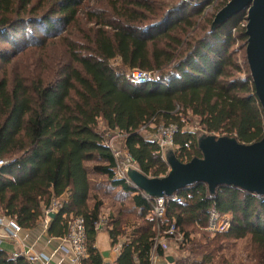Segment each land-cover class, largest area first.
Listing matches in <instances>:
<instances>
[{
	"label": "trees",
	"instance_id": "16d2710c",
	"mask_svg": "<svg viewBox=\"0 0 264 264\" xmlns=\"http://www.w3.org/2000/svg\"><path fill=\"white\" fill-rule=\"evenodd\" d=\"M211 1L106 0L82 12L84 0H0V159L6 162L0 217L34 230L59 200L47 237L63 238L69 217L82 218L87 258L81 264H103L96 224L103 219V197L113 193L120 201L103 230L111 247L122 243L115 264H150V205L114 180L105 135L125 134L123 149L149 178L168 172L157 143L147 138L159 125L177 127L173 152L182 163L200 157L202 134L243 144L264 136L245 57L246 12L212 29L214 17L199 21ZM228 1L221 0V9ZM237 42L241 64L233 51ZM121 67L157 72L159 82L134 84ZM242 72L244 78L237 77ZM174 196L181 201L168 199L167 220L183 239L169 241L174 257L159 248V258L236 264L226 254L246 241L247 264H264V197L226 186L209 195L204 184ZM210 212L231 215L229 229L205 231ZM0 264L30 263L13 260L0 244Z\"/></svg>",
	"mask_w": 264,
	"mask_h": 264
},
{
	"label": "water",
	"instance_id": "95a60500",
	"mask_svg": "<svg viewBox=\"0 0 264 264\" xmlns=\"http://www.w3.org/2000/svg\"><path fill=\"white\" fill-rule=\"evenodd\" d=\"M246 12L245 57L255 95L264 113V0H230L219 10L211 28H218L238 14ZM200 157L180 162L170 151L164 158L168 172L161 178H149L129 169L133 188L150 198H170L187 187L204 184L209 195L218 187L240 189L264 197V136L252 144L235 137L202 134L197 140ZM55 215H49L53 218ZM172 263V257H168Z\"/></svg>",
	"mask_w": 264,
	"mask_h": 264
},
{
	"label": "built area",
	"instance_id": "2783aa9c",
	"mask_svg": "<svg viewBox=\"0 0 264 264\" xmlns=\"http://www.w3.org/2000/svg\"><path fill=\"white\" fill-rule=\"evenodd\" d=\"M120 73L124 78L134 84H146V83H158L159 76L157 72L142 71L138 69H128L121 67ZM139 132L146 134V126H142ZM177 132V127L174 125H159L154 133L148 134L147 138L154 140L164 158L165 150L169 147L173 148V136ZM125 137L122 133H111L108 135V140L105 141V145L110 150L115 163L116 172L114 175V180L123 181L124 183L132 186L131 182L127 177V172L129 169L138 170L136 164L128 155L127 151L118 149L116 147L115 141L117 138ZM6 162L0 159V168L4 166ZM133 187V186H132ZM150 205V210L152 217L155 221L154 226V238L153 246L150 251V264H155L159 258L156 251L160 248L164 252L170 250L169 241L180 242L183 238L176 232L175 226L169 224L166 214V202L171 199L175 203H180V198L174 195L170 198H150L144 193L138 191ZM60 208L59 200H53L49 209L45 212V217L42 221L44 229L48 228L49 215L57 214ZM232 218L231 215H218L215 212H210L208 215V222L205 231L210 233L225 232L229 229ZM68 234L60 239L61 244L58 246V251L63 253L68 259L70 264H81L83 259L87 258L86 248H85V225L82 218L69 217L68 221ZM104 219H101L96 224V230L103 229ZM22 229L17 226L13 221L0 217V234L12 242L13 251L10 253L13 260L24 257L30 264H50V258H48L43 253L33 252L31 248L25 247L19 243V234ZM1 238V237H0ZM0 239V243H1ZM122 243L113 247L112 254L118 257L120 254ZM173 256V255H172ZM174 257V256H173ZM171 264H174L173 262Z\"/></svg>",
	"mask_w": 264,
	"mask_h": 264
},
{
	"label": "crops",
	"instance_id": "0c3cea01",
	"mask_svg": "<svg viewBox=\"0 0 264 264\" xmlns=\"http://www.w3.org/2000/svg\"><path fill=\"white\" fill-rule=\"evenodd\" d=\"M46 231L47 229H44L42 223L34 230H22L18 238L19 243L31 248L33 252L46 255L51 260L50 264H70L65 255L58 251V246L61 244L60 239L48 238ZM0 237L2 247L11 253L13 251L12 242L8 241L2 234ZM95 248L100 253L103 264H115L117 257L112 254L113 247H111L108 235L103 229L97 230ZM167 259L168 257L158 258L155 264H171Z\"/></svg>",
	"mask_w": 264,
	"mask_h": 264
},
{
	"label": "rangeland",
	"instance_id": "374dc122",
	"mask_svg": "<svg viewBox=\"0 0 264 264\" xmlns=\"http://www.w3.org/2000/svg\"><path fill=\"white\" fill-rule=\"evenodd\" d=\"M100 1H106V0H84V9L82 10V12H84L85 8L87 7H95L97 4L100 3ZM161 1V0H157ZM165 1V0H164ZM167 1H173L174 0H167ZM220 2L221 0H212L211 3L209 5H207L205 7V9L202 12V16L199 19V21H201L203 18H213L215 16V14L221 10L220 7ZM4 46L0 45V48H2ZM233 51L237 52V60L239 61V63L241 64V57L243 55V50L240 49V43H236L233 47ZM122 69V68H121ZM244 73L242 72L241 74H238L237 77L239 78H244ZM190 131H196L197 127H188ZM108 140V134L105 135V141ZM116 147L118 149H122V140L120 138H117V140L115 141ZM173 148L169 147L165 150V154H164V158L166 157V155H168L171 152H173ZM174 153V152H173ZM103 199L105 200V208L103 210V219L106 221V217L109 215V213H111V211H113L114 209V205H118L120 199L116 198L114 196L113 193L109 194L107 193ZM126 204L128 203V199L126 198L124 201ZM130 206V205H129ZM193 237V236H192ZM169 254L172 253V251H168ZM226 256H228L230 259H233L234 263H244L247 264L248 263V258H249V248L247 246L246 241H242V242H238L235 246H231L229 248V251L227 252Z\"/></svg>",
	"mask_w": 264,
	"mask_h": 264
}]
</instances>
